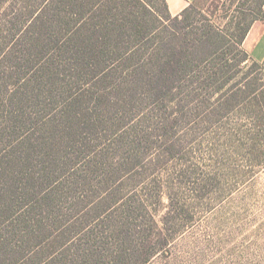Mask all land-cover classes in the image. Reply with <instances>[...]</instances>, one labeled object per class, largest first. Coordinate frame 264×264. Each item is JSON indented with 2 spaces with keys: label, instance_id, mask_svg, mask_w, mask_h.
I'll list each match as a JSON object with an SVG mask.
<instances>
[{
  "label": "trees",
  "instance_id": "1",
  "mask_svg": "<svg viewBox=\"0 0 264 264\" xmlns=\"http://www.w3.org/2000/svg\"><path fill=\"white\" fill-rule=\"evenodd\" d=\"M198 1L175 17L166 0H50L28 9L24 37L33 50L24 59H38L39 68L7 74L6 67H23L12 51L0 61V264H149L167 246L150 201L126 188L139 182L154 131L163 153L176 155L180 117L165 112L179 84L230 38L213 23L195 31ZM228 1L213 0V15ZM229 2L239 14L250 4V23L239 28L243 46L253 25L264 23V0ZM170 29V41L154 43ZM48 50L49 59L38 58ZM117 64L124 67L110 69ZM254 84L246 92L264 111V85ZM125 89H147L157 102L152 112L163 113L159 122L134 128ZM168 221L169 213L162 225Z\"/></svg>",
  "mask_w": 264,
  "mask_h": 264
},
{
  "label": "rangeland",
  "instance_id": "2",
  "mask_svg": "<svg viewBox=\"0 0 264 264\" xmlns=\"http://www.w3.org/2000/svg\"><path fill=\"white\" fill-rule=\"evenodd\" d=\"M49 1L0 0V61L11 51L15 62L23 59L20 70L6 67L7 74H29L39 68L38 59L32 57L35 64L25 62L33 48L26 42L23 25L31 21L28 9L38 11ZM212 1H198L202 14L192 15L195 31L213 23L230 38L208 62L198 64L196 75L179 84L178 98L165 112L167 117L174 109L172 120L180 117L173 136L176 155L163 153L165 142L154 131L150 148L142 155L139 182L131 181L126 188L150 201L149 212L170 239L149 264H264V111L255 105L256 96L245 89L250 82L255 83L252 89L264 85V66H257L244 45L237 44L240 23H250V4L244 7L248 13L239 14L229 0L225 12L214 16ZM155 26L162 29V23ZM171 35V29L159 32L154 43L167 37L170 41ZM144 49L141 52H148ZM41 57L49 59V50ZM114 67L124 64L110 69ZM124 93L133 95V114H128L134 116V128L145 119L148 125L159 122L163 113L152 112L157 102L149 99L147 89H125ZM114 97L130 101L122 94Z\"/></svg>",
  "mask_w": 264,
  "mask_h": 264
},
{
  "label": "crops",
  "instance_id": "3",
  "mask_svg": "<svg viewBox=\"0 0 264 264\" xmlns=\"http://www.w3.org/2000/svg\"><path fill=\"white\" fill-rule=\"evenodd\" d=\"M172 16H178L194 0H166ZM244 47L254 62L264 64V23L256 22L250 30L245 42Z\"/></svg>",
  "mask_w": 264,
  "mask_h": 264
}]
</instances>
